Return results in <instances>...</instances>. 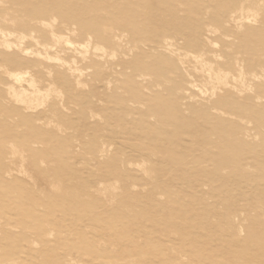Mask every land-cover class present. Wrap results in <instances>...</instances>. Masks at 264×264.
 <instances>
[{
  "label": "rangeland",
  "instance_id": "rangeland-1",
  "mask_svg": "<svg viewBox=\"0 0 264 264\" xmlns=\"http://www.w3.org/2000/svg\"><path fill=\"white\" fill-rule=\"evenodd\" d=\"M242 1L0 0V264H264V0L229 20ZM52 31L60 62L31 58ZM201 48L242 86L204 85ZM7 70L52 89L17 101Z\"/></svg>",
  "mask_w": 264,
  "mask_h": 264
},
{
  "label": "bare ground",
  "instance_id": "bare-ground-1",
  "mask_svg": "<svg viewBox=\"0 0 264 264\" xmlns=\"http://www.w3.org/2000/svg\"><path fill=\"white\" fill-rule=\"evenodd\" d=\"M246 1L247 0H245V2L244 1L241 2V5H240V7L238 9L239 10L238 12L240 13L239 16H236L235 14H233L234 12L229 13L228 14V19L229 20H234V22H237V20L241 18V15H242V13L244 11L245 12H248V14H249V11H252L251 9L248 8L251 5L248 4L247 7H245L246 6L245 5L246 4ZM262 2H264V1H262ZM259 5L260 4H256L257 7ZM260 8H261V6H260ZM248 14L246 16H248ZM250 17H251V14L249 15V18ZM50 21H52V20H50ZM42 23L43 24H46L45 22H42ZM209 31H211V29H207L205 35H207V32H209ZM1 34H3V33L1 32ZM182 35H184V34H182ZM51 37H52V42L53 43L50 44V45H46V44H42V43L36 42L35 45L39 46L41 49H37L35 51H31L30 50L31 51V53H30V51H28L26 48H23L21 46V44H20L19 45V51L22 54H28V53L32 54L30 56H31V58L33 57V59H35V58L36 59H44V60H46L48 62L53 61V60H56V61L60 62L59 61L60 60L59 55L58 54H55L54 56H52L50 54V51H52V50L54 51V48L56 47V45H60L61 42H64L66 45H70V46H72V42H70L68 39H66L62 35H57L53 31L51 32ZM209 40L210 39H208V37L205 38L203 44L204 45L205 44L209 45L211 43ZM6 41H7V39H6ZM192 41H194V40H192ZM0 42H2V41H0ZM17 43H19V42H17ZM193 43L194 42H192V43L190 42V44H193ZM195 43L197 45L199 44V42L197 43V41H195ZM0 44L2 46H4L5 48L6 47H9V44L7 42H3V43H0ZM54 45H55V47L53 48ZM94 49H100V47L99 46H95ZM203 54H206V51L203 48H201L200 51L197 54H192V53L189 54L188 52H185L183 54V56L184 57H188L189 56V57L192 58V60L194 62L193 68H194L195 72L199 75V77L201 78V81H202V83L204 85H209L211 87L213 93L216 90H222V89H225V88H230V87L236 88L237 85H239V84H241V86H242V84L244 82L243 81V78H244V75H245V73L243 71L244 60H241L237 56L232 58V57H229L227 55H224V56H220V58H219V56L212 55V56H214V60L215 61H219V63L217 65H213L210 61H206L205 58H203ZM81 56L84 57L85 55L81 54ZM179 60H180V63H183V57H181ZM75 63L76 62H74V61H71L69 63H66L67 70H68V72H69V74L71 76H74L76 78L75 79L76 80V84L77 85H81L82 84L81 81H82L83 72H82V70L77 65H75ZM7 68L9 70V67H7ZM8 70H7V72H8ZM233 70H236L237 71V78L236 77H233L234 75L231 76V73H232ZM23 72L25 73V71H23ZM49 72L50 71H48V73ZM21 73L22 72H20V73H10V72H8V73L5 74L12 81L20 83V89L18 91H16L17 89H14V87L16 86V85L15 86L13 85L14 83L12 84L13 87H10V89L13 90L14 95H15V98H16L17 101H21L23 103H34L35 101L36 102L37 101L39 102L40 99L43 98L42 96H45L44 94L47 91L48 92L51 91L52 88L51 89L49 88L50 90H43V89H41L40 86H38V81L36 80V78L34 76H29L27 74L29 76V78L22 79ZM230 77H233L232 80L233 81H236V83L233 84V82L230 80ZM23 83H26L27 89L26 88H23V85H22ZM52 84H54V83H52ZM17 87H18V85H17ZM44 98L46 99V97H44ZM101 151H104V149L102 148Z\"/></svg>",
  "mask_w": 264,
  "mask_h": 264
}]
</instances>
